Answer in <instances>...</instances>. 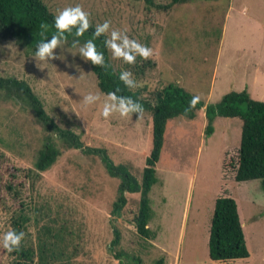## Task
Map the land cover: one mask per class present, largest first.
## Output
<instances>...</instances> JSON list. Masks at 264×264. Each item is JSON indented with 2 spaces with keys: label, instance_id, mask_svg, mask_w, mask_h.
Wrapping results in <instances>:
<instances>
[{
  "label": "rangeland",
  "instance_id": "1",
  "mask_svg": "<svg viewBox=\"0 0 264 264\" xmlns=\"http://www.w3.org/2000/svg\"><path fill=\"white\" fill-rule=\"evenodd\" d=\"M42 1L55 16L80 5L95 28L111 22L107 39L115 29L151 48L149 59L137 56L132 65L113 59L107 49L115 69L132 73L137 82L133 90H140L141 97L175 83L205 105L232 91L264 101V0H191L166 10L162 7L170 0ZM34 53L0 37V78L27 84L54 124L79 138L78 148L65 146L58 132H47L36 121L13 88L11 96L0 88V153L4 165L21 174L19 201L30 217L23 239L27 246L37 250L42 244L48 264H155L160 259L163 264H264V191L259 180L233 179L239 118L216 117L210 136L204 132V108L192 120L167 122L156 182L148 195V227L154 238L145 239L132 223L140 194H125L120 217L112 214V205L122 182L115 171L118 165L141 177L152 149L151 113L145 111L139 119L114 113L105 119L101 112L107 97L77 49L57 48L54 55L59 58L48 62ZM89 93L100 99L85 107L83 97ZM47 142L56 145L60 155L31 189L30 179L22 178ZM3 175L7 180L8 174ZM222 196L237 205L248 258L219 262L208 256L214 202ZM19 204L3 194L0 264L14 261L2 238L12 230ZM114 230L119 233L117 245H112Z\"/></svg>",
  "mask_w": 264,
  "mask_h": 264
},
{
  "label": "trees",
  "instance_id": "2",
  "mask_svg": "<svg viewBox=\"0 0 264 264\" xmlns=\"http://www.w3.org/2000/svg\"><path fill=\"white\" fill-rule=\"evenodd\" d=\"M190 1L170 0V3L162 8L166 10L173 5ZM54 18L55 15L42 0H0V37L2 39H14L19 46L35 52L40 42L50 39L52 35L56 34ZM42 25H46V27H42ZM94 31L95 27L91 25L83 36L77 38L75 36L76 29L73 28L71 33H65L67 37L66 46L72 48L71 43L74 39H79L81 44L93 39ZM105 40H107V36L104 34L96 38L94 43L97 50L104 54L107 67H96L89 62L98 89L106 95V93L120 88L121 91L118 95L131 97L143 105L144 112L151 113L152 121V149L145 159L140 179L138 180L132 174H129L126 171L127 168L122 165H118L119 167L115 169L116 173H121L122 182L118 188L116 201L112 205L113 215L117 217L122 215L127 203L125 194H140L137 211L133 216L132 223L140 237L145 239L154 238V233L148 227L151 218L148 195L156 182L155 167L160 158L167 122L178 117L192 120L201 108H204L205 111L206 126L204 132L207 136L212 135L214 132L213 122L216 117L239 118L241 120L240 146L233 179L236 182L259 180L260 187L264 191V101L252 99L246 91H232L212 105H205L199 100L185 116V110L189 109L193 95L175 83L164 85L161 89L152 92L149 98L141 97L140 90L125 87L118 78L122 71L115 69L109 62L108 50L104 44ZM0 88L6 91L9 96L12 95L9 92L13 88L18 95L16 96L18 100L23 101L24 106L33 113L36 121L47 132H58V140L62 144L67 147L70 145L69 148H78L76 138L79 137L70 131L58 128L54 124L53 120L45 114L40 100L33 94L27 84L13 79L3 80L0 78ZM56 147L52 142L44 144L37 153L33 169L26 171L22 179H30L31 189H34V184L41 177V174L47 171L60 155V151ZM5 163H7L6 158L0 153V202L3 200V194L5 193L12 195L15 202H20V208L17 209L18 215L12 223V230L24 232L30 217L24 213L23 202L19 201L23 187L22 181L18 179L21 174L19 169L14 168V171H12L4 165ZM4 166L7 168L3 169ZM108 168L110 171L114 169L110 164H108ZM3 174H8L7 180H4ZM114 234L112 245H117L119 244V233L114 230ZM43 250L44 246L42 244L35 250V247L32 245L27 246L22 241L19 249L12 251L14 256L12 264H34V260H37L38 264H48L47 261L45 262ZM121 255L119 253L115 254L117 260L120 259ZM208 256L212 261L219 262L249 257L238 208L231 197H218L214 202L208 238ZM155 264H163V260H157Z\"/></svg>",
  "mask_w": 264,
  "mask_h": 264
},
{
  "label": "clouds",
  "instance_id": "3",
  "mask_svg": "<svg viewBox=\"0 0 264 264\" xmlns=\"http://www.w3.org/2000/svg\"><path fill=\"white\" fill-rule=\"evenodd\" d=\"M54 26L57 30L56 34L37 45L34 56L40 61L48 62L59 58L54 55V50L62 48L67 44L65 33H71L72 29L75 28V36L77 38L81 37L89 30L91 23L89 14L85 12L80 5H76L60 10L54 18ZM42 27H46V25H42ZM110 27L111 22L108 20H105L102 24H97L93 33V39H89L83 44L80 43L79 39H74L71 43V47L77 49L78 54L92 65L106 68L104 54L97 50L94 40L109 33ZM104 44L105 47L111 51L113 59H121L129 65L136 62L137 56L144 60L152 56L151 48L141 44L137 40L130 39L127 34L119 30H111L109 38L104 41ZM118 78L125 87L129 89L137 87V82L130 71H122ZM120 91V88H116L114 91L106 93L107 99L103 104L101 115L107 119L114 113H119L121 117L131 119L133 114H136L139 119L144 113L143 105L133 100L131 97L118 95ZM99 99L100 95L89 93L83 97L82 103L87 107L95 104ZM199 100V96H194L192 98L189 109L185 110V116L191 108L195 107ZM24 237L25 233L23 231L17 232L14 229L9 230L3 235V247L8 252L17 250ZM117 264H119V262H117Z\"/></svg>",
  "mask_w": 264,
  "mask_h": 264
}]
</instances>
